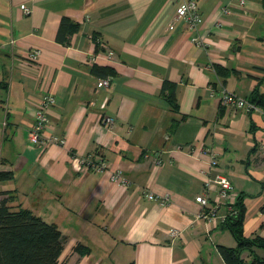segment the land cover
<instances>
[{
  "label": "crops",
  "instance_id": "1",
  "mask_svg": "<svg viewBox=\"0 0 264 264\" xmlns=\"http://www.w3.org/2000/svg\"><path fill=\"white\" fill-rule=\"evenodd\" d=\"M179 1L0 0V172L12 175L0 193L10 210L57 226L63 264H224L217 246L237 243L220 218L238 196L243 235L264 237V106L235 110L217 98L224 90L250 100L256 88L264 97V0H194L196 31L175 19ZM64 17L78 29L62 44ZM32 50L38 63L26 57ZM94 67L109 70L108 88L97 89ZM47 92L45 136L63 143L42 149L28 129ZM87 156L106 170H77ZM118 170L125 186L110 181ZM220 174L231 189L214 222L199 215L218 195L206 180ZM255 256L264 250L241 253L247 263Z\"/></svg>",
  "mask_w": 264,
  "mask_h": 264
},
{
  "label": "trees",
  "instance_id": "2",
  "mask_svg": "<svg viewBox=\"0 0 264 264\" xmlns=\"http://www.w3.org/2000/svg\"><path fill=\"white\" fill-rule=\"evenodd\" d=\"M78 29V25L68 18L61 19L56 40L59 43H67L70 36ZM92 72L100 77L109 74L107 69L92 68ZM103 73V74H102ZM173 110L177 109L173 98V87L164 84L162 94ZM249 102L255 105L264 106V97L257 88L251 93ZM12 175L7 172H0V181L9 180ZM6 193L1 192L0 196V264H63L59 261L63 251L64 238L55 224H49L40 217L32 214L31 211L19 208L16 211L10 210L8 202L11 198L5 197ZM232 217H227L223 228L230 231L237 246L229 248L217 246V251L224 264H264V258L255 256L251 262H244L241 258L243 251L254 252V249L264 250V237L258 236L247 238L243 235L242 223L244 219V205L242 196H238ZM83 248L77 246L76 250L81 252Z\"/></svg>",
  "mask_w": 264,
  "mask_h": 264
},
{
  "label": "built area",
  "instance_id": "3",
  "mask_svg": "<svg viewBox=\"0 0 264 264\" xmlns=\"http://www.w3.org/2000/svg\"><path fill=\"white\" fill-rule=\"evenodd\" d=\"M240 4H243V1H240ZM21 10L25 14H29L30 10L22 5ZM175 19H180L183 21L187 28L191 31H196L198 25L201 23V17L198 13L197 4L194 0H180L177 8H176V15ZM173 23V22H172ZM173 26V25H172ZM172 26L170 28H172ZM194 43H205L206 39L204 40L200 36H194L192 39ZM13 41H10L12 44ZM112 55V53H110ZM39 52L37 50H32L27 54V59L30 63H38ZM110 85V78L109 77H101L97 79L96 87L97 89H106ZM213 94V92H212ZM213 95H217L214 93ZM218 101L221 107L231 108L235 110H245L247 112L256 110V106L249 102L247 99L241 98L236 96L233 93H228L226 91H220L217 95ZM54 105V95L51 92H47L44 94L35 109L34 121L28 129V140L31 145L36 146L38 148H45L50 143H59L62 144V139H55L53 137H46L45 131L48 123V111ZM101 107H104V103L101 104ZM100 124L105 129H111L114 125V119L111 117L103 116L100 120ZM75 168L80 172H102L106 170L105 163L100 160H93L92 156H87L84 159L77 160L75 159ZM217 166V154L215 152L210 153V167L215 168ZM110 181L114 183H119L122 186L127 184L125 178L121 175V171H114L110 174ZM206 190H217V198L214 200L213 205L210 208H207V211L204 213H200L199 217L204 219H212L214 222L216 221L215 214L219 210L221 204L226 203L229 198V191L231 189V185L229 180L223 175H217V177L212 180L208 179L205 182ZM145 198L149 201H157L156 198L150 194L146 193ZM163 202V201H161ZM195 202L202 206L203 209L206 208L208 204V199L204 196L195 197ZM232 208V207H231ZM234 209H230V213L227 216H222L220 218V222L224 223L227 217L234 216ZM170 236L176 237L178 235V231L172 229L169 231Z\"/></svg>",
  "mask_w": 264,
  "mask_h": 264
}]
</instances>
